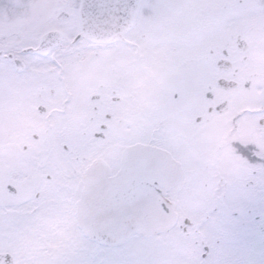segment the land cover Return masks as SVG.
I'll return each mask as SVG.
<instances>
[{"label":"snow or ice","instance_id":"6c2138e0","mask_svg":"<svg viewBox=\"0 0 264 264\" xmlns=\"http://www.w3.org/2000/svg\"><path fill=\"white\" fill-rule=\"evenodd\" d=\"M44 7L55 9L60 34L47 16L22 26L0 17V264H264V95L235 114L226 101L210 106L222 117L215 163L198 177L173 175L177 157L159 148L157 132L120 120L118 90L70 92L60 63L89 47L90 34H127L157 5ZM11 77L26 81L22 96ZM21 99L55 122L10 149L4 134ZM228 146L235 166L223 157Z\"/></svg>","mask_w":264,"mask_h":264},{"label":"flooded vegetation","instance_id":"af4514ba","mask_svg":"<svg viewBox=\"0 0 264 264\" xmlns=\"http://www.w3.org/2000/svg\"><path fill=\"white\" fill-rule=\"evenodd\" d=\"M259 1L262 3L261 8L255 0H239L229 10L226 8L230 14L224 16L220 0L195 1L199 4L190 0H153L157 7L144 10L149 24L139 20L140 14L136 17V39L129 38L128 32L116 40L127 39L129 46L136 48L140 57L133 59L144 60V69L139 68L137 71L142 74L139 73L142 76L139 83L134 82L132 89L118 69L109 73L107 65H93L86 72L89 78L87 82L92 84L86 89L106 92L118 90L120 102L126 103L135 97L140 106H152L150 115L159 117L158 124L151 122L154 123L152 129L157 131L161 126H168L169 129H166L169 133L179 137L174 150L177 167L172 170V174L193 177L203 175L206 166L215 163L217 152L224 144L214 137L222 117L210 112L209 107L226 101L230 112L235 114L264 95V0ZM159 6L165 9L160 11ZM166 11L173 14H167ZM145 41L148 44H143ZM91 42L105 45L106 48L110 44ZM191 42L195 53L189 56L184 52L186 54L183 55L182 52ZM147 46L148 50L157 53L156 59L159 53L163 55L160 63H156L158 68L146 63L143 51ZM179 51L182 60L180 71L172 66L174 58L169 56ZM144 71L148 72L145 77ZM12 79L10 82L15 84L14 91L22 96L26 81L15 77ZM209 90L213 94L212 99L205 96ZM20 102L22 114H26L27 118L20 127L8 129L6 145L10 149L29 143L31 134L37 129L46 131L52 126L50 121V126H39L42 124L39 118L23 107L22 99ZM133 104V110H119V118L124 124L131 123L130 118H136V124L143 123L141 119L149 118L146 114L136 113ZM200 117L203 120L198 123ZM242 140L246 142L247 138L242 137ZM172 144L173 140H169L167 147L159 148L167 151L172 149ZM223 157L234 166L239 159L233 155L230 146L224 148Z\"/></svg>","mask_w":264,"mask_h":264},{"label":"rangeland","instance_id":"374dc122","mask_svg":"<svg viewBox=\"0 0 264 264\" xmlns=\"http://www.w3.org/2000/svg\"><path fill=\"white\" fill-rule=\"evenodd\" d=\"M187 1V0H186ZM197 0H190V2H194L196 4H199L197 2H195ZM212 1V0H211ZM0 2H2L4 5H6V8H0V17H2V15L4 13H6L8 21L14 25V26H22V25H26L29 22H31L32 20H34L35 18H37L38 16H47L51 18V30L52 29H58V25L56 23V13H55V9L52 8H46L44 7V5L48 4L50 2V0H0ZM220 4L222 5V15L224 16H228L230 14L229 11H226L230 9V7L235 3L237 4L239 2V0H220ZM256 5H258L261 8V1L258 2V0H255ZM244 5H245V1H244ZM226 6V7H225ZM159 8L161 9L160 11H163L165 9V7H161L159 6ZM167 14H173V12L170 11H166ZM184 14L186 16V11H184ZM226 14V15H225ZM141 17L139 20H142L143 22L146 21L145 24H149L148 23V16L146 14V12L141 13L140 14ZM129 38H135L136 39V21H135V26L132 29L131 32L128 33L127 35ZM148 41H145V43L143 44H148ZM103 46V47H102ZM195 48L191 44L187 47V49L185 51L182 52L183 55H185L187 52L189 54V56H191L192 54L195 53ZM144 56L146 59V63L150 64V66H155L154 68H158L156 66V63L159 64V60L161 59V54L159 53L157 56L158 58L156 59V54L155 52L148 50V46L147 49H145L144 51ZM114 53V54H113ZM121 53H125V56H122ZM171 55H169L170 57L174 58V62H173V67L180 71V68L182 66V60L180 58L181 52H172L170 53ZM123 57V58H122ZM126 58V59H124ZM133 58H140L137 55L136 52V48H131L128 44V40L125 39L123 41H116L113 43L109 44V47L106 48L105 45H98L95 44L94 42H91L89 47L80 49L78 51L75 52H69L68 54L64 55L60 61L61 66L63 68V79L65 81V87L68 88V90L71 91H81L84 90L86 88H90L92 84H90L91 82H87L86 79L87 75L85 76V73L87 72V70L92 67L93 65H97L99 67V65H107L108 67V72H115V70H119L118 72L120 74H122L124 77L123 79L127 80V83L131 86V88L133 89V84L134 82L137 81V83H139V78H142V74L140 72L137 73L138 69H144V65L145 62L143 59H133ZM123 59V60H122ZM92 61V63H91ZM120 64V65H119ZM170 66V67H172ZM141 75H140V74ZM148 74V72L144 71L143 75L144 77ZM13 80L12 77L10 78V81ZM99 81V80H98ZM12 84V83H11ZM13 88L15 86V84H12ZM131 89V90H132ZM144 89V88H143ZM20 95V94H19ZM135 97H132V99H129L128 102L124 103V102H120L119 103V110L124 111V110H129L132 109L133 110V102L135 103V109H136V113H141L146 114L149 116V118H144L141 119V121H143V123L147 124L149 127L152 128V126H154V123L156 122V124H158L159 121V117L155 118V115H150L151 112L153 111V107H146V106H140V103L138 102V99H136V101L134 100ZM21 102H19L18 105V111L16 112V116L14 119L13 124L10 127H20L22 124L25 123V119L26 114H22V108H21ZM59 106V102L56 104ZM161 110V109H160ZM29 116V115H28ZM154 116V117H152ZM31 117V116H30ZM132 119L131 123L125 122V124H136V118H130ZM127 119V120H130ZM33 121L35 119H32ZM126 120V119H125ZM40 124L39 126L45 127L48 122L50 120L47 119V117L44 118H39ZM154 121V123L152 124L151 122ZM52 122V125L54 124L55 121H50ZM47 126H50V124H48ZM9 127V128H10ZM41 127V128H42ZM168 126H161L159 127V129L156 131L158 134V137L160 138V140L162 141V143L159 145L160 147L162 146H168L169 140H173V144H172V149L175 150L177 147V140H178V136L175 135L174 133L171 135L169 133V127L168 129H166ZM8 128V129H9ZM8 129H6L5 131V143L7 142V138H8ZM37 132L42 131L41 129H37ZM155 131V130H154ZM170 136V137H169ZM173 136V137H172ZM172 137V138H171ZM7 139V140H6ZM197 150V148H196ZM113 156L117 155L118 152L117 150L114 148L113 152L111 153ZM198 156L200 157V154L197 153ZM228 162V161H227ZM183 212V209H182Z\"/></svg>","mask_w":264,"mask_h":264},{"label":"water","instance_id":"95a60500","mask_svg":"<svg viewBox=\"0 0 264 264\" xmlns=\"http://www.w3.org/2000/svg\"><path fill=\"white\" fill-rule=\"evenodd\" d=\"M59 33V30H55ZM122 32L113 30L112 28L108 27L103 31H97L95 34H90V39L96 41H112L115 40Z\"/></svg>","mask_w":264,"mask_h":264},{"label":"trees","instance_id":"16d2710c","mask_svg":"<svg viewBox=\"0 0 264 264\" xmlns=\"http://www.w3.org/2000/svg\"><path fill=\"white\" fill-rule=\"evenodd\" d=\"M85 76H86V73H85ZM86 79H87V77H86Z\"/></svg>","mask_w":264,"mask_h":264}]
</instances>
